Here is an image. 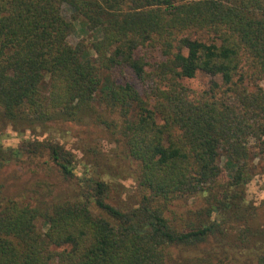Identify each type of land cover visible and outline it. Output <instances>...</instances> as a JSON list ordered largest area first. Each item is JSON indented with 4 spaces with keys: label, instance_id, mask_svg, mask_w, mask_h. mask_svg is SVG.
Instances as JSON below:
<instances>
[{
    "label": "trees",
    "instance_id": "1",
    "mask_svg": "<svg viewBox=\"0 0 264 264\" xmlns=\"http://www.w3.org/2000/svg\"><path fill=\"white\" fill-rule=\"evenodd\" d=\"M64 5L99 35L70 43ZM199 71L220 80L201 91L182 83ZM262 80L264 0H0V121L102 126L137 163L140 195L124 210L103 178L85 180L83 196L52 199L35 191L20 201L0 187V264H170L174 248L187 250L185 264H264L258 208L241 206L253 159H264ZM24 147H0V168L20 153L71 175L60 143ZM200 193L204 207L187 217L170 208Z\"/></svg>",
    "mask_w": 264,
    "mask_h": 264
},
{
    "label": "rangeland",
    "instance_id": "2",
    "mask_svg": "<svg viewBox=\"0 0 264 264\" xmlns=\"http://www.w3.org/2000/svg\"><path fill=\"white\" fill-rule=\"evenodd\" d=\"M63 13L66 18L71 19L72 10L63 6ZM73 21V20H72ZM75 30L68 36V41L75 44L78 41L91 42L99 33L86 30L78 20L73 21ZM158 58L162 56L158 53ZM118 78L117 81H122ZM134 87L143 94V84L134 76L127 79ZM217 75H210L203 72H196L193 77L183 78L182 83L195 91L206 89L211 81H219ZM264 88V80L260 83ZM52 140L60 143L73 155L72 173L62 174L59 168L52 162L46 160L47 157L29 159L25 155L16 154L6 159V164L0 168V187L5 195L13 196L15 199L25 201L29 196H36L35 191L49 193V199L53 197L83 196L86 193L85 180L97 178L105 179L110 186L108 202L120 209H130L138 205L140 200L137 185L136 169L137 163L125 156L124 148L120 142L111 137L107 130L102 126L94 124H83L76 122L60 123L53 125L52 128L45 129L37 125L35 130L21 129L16 130L8 122L0 121V147L3 150L9 148L25 149L26 141H45ZM254 168L251 170L250 179L243 185V204L242 207L255 206L258 217L255 219L257 225L264 227V159L258 157L253 159ZM220 169V177L227 173L226 158L222 155L217 161ZM55 194V195H54ZM54 195V196H53ZM205 193L191 198H187L177 205L170 206L180 215L188 216L189 212H195L205 205ZM89 204L93 212V202ZM241 207V208H242ZM214 218V215L212 216ZM37 226L45 230L42 221H37ZM237 224L230 227V232L237 231ZM213 242L214 239H209ZM230 243L231 239L229 240ZM210 242L199 246L198 254L207 252ZM258 242V240H257ZM60 250L61 248H55ZM184 249L174 248L176 254L170 264H185L183 255L187 254ZM254 253V252H253ZM197 254V253H196ZM249 252L243 256L248 257ZM242 254L239 257H243ZM213 258H215L213 256ZM251 261L249 259V262ZM245 263V264H248Z\"/></svg>",
    "mask_w": 264,
    "mask_h": 264
}]
</instances>
